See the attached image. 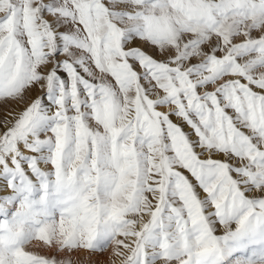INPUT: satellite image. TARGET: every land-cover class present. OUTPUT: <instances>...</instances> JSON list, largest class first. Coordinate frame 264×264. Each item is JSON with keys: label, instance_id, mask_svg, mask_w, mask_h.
<instances>
[{"label": "snow or ice", "instance_id": "snow-or-ice-1", "mask_svg": "<svg viewBox=\"0 0 264 264\" xmlns=\"http://www.w3.org/2000/svg\"><path fill=\"white\" fill-rule=\"evenodd\" d=\"M0 104V264H264V0H0Z\"/></svg>", "mask_w": 264, "mask_h": 264}, {"label": "rangeland", "instance_id": "rangeland-1", "mask_svg": "<svg viewBox=\"0 0 264 264\" xmlns=\"http://www.w3.org/2000/svg\"><path fill=\"white\" fill-rule=\"evenodd\" d=\"M9 105V104H8ZM7 105L5 104V107H4V104H0V115L3 117L4 114H5V110L8 109V107H11V108H16V110H18V107L20 106H16L14 104H10V106L6 107ZM2 107L4 109H2ZM3 111V112H2ZM2 113V114H1ZM0 116V118H2ZM75 258L77 259H81L82 260V264H88V261L91 259V260H96V259H99V260H102L104 261V264H112V257H111V248L107 249L104 253L102 254H93V255H89V253L87 251H81L79 253H76L75 254ZM117 264H118V261H117Z\"/></svg>", "mask_w": 264, "mask_h": 264}, {"label": "bare ground", "instance_id": "bare-ground-1", "mask_svg": "<svg viewBox=\"0 0 264 264\" xmlns=\"http://www.w3.org/2000/svg\"><path fill=\"white\" fill-rule=\"evenodd\" d=\"M12 105V104H11ZM8 106H10V104L9 105H7L6 107H8ZM4 107H5V104H4ZM12 107V106H11ZM11 107H8V108H11ZM23 107V105H20L19 107H18V110H19V108H22ZM2 109H4L3 107H2ZM1 111V110H0ZM3 112V111H2ZM2 114V113H1ZM1 116V115H0ZM2 117V116H1Z\"/></svg>", "mask_w": 264, "mask_h": 264}]
</instances>
